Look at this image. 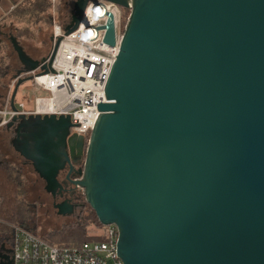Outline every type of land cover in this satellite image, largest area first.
Masks as SVG:
<instances>
[{
    "label": "water",
    "instance_id": "obj_1",
    "mask_svg": "<svg viewBox=\"0 0 264 264\" xmlns=\"http://www.w3.org/2000/svg\"><path fill=\"white\" fill-rule=\"evenodd\" d=\"M89 1L74 0L65 35ZM104 1L129 15L88 139L70 134L68 117L18 115L5 125L13 151L48 183L37 146L25 153L26 125L56 129L63 150L58 162L44 156L48 179L80 188L98 222L115 226L123 264H264V0ZM8 40L13 80L45 60ZM65 205L59 214L71 215Z\"/></svg>",
    "mask_w": 264,
    "mask_h": 264
},
{
    "label": "built area",
    "instance_id": "obj_2",
    "mask_svg": "<svg viewBox=\"0 0 264 264\" xmlns=\"http://www.w3.org/2000/svg\"><path fill=\"white\" fill-rule=\"evenodd\" d=\"M59 0H49L52 13V44L60 38L51 69L45 73L41 67L48 63L49 56L39 66L26 74L33 85V109L26 110L22 103L10 108V98L0 108V127L18 115L68 117L71 132L88 139L99 115L97 106L106 103L104 89L112 64L118 54L125 18L122 7L104 0H90L85 7L77 28L65 35L64 27L55 18V6ZM128 11L129 8L125 9ZM108 14L112 15L114 46L104 43L102 28ZM45 92L48 97L35 94ZM9 243L12 252L11 264H123L117 256V229L106 226L99 229V239L76 246H56L38 237L20 225H11Z\"/></svg>",
    "mask_w": 264,
    "mask_h": 264
},
{
    "label": "rangeland",
    "instance_id": "obj_3",
    "mask_svg": "<svg viewBox=\"0 0 264 264\" xmlns=\"http://www.w3.org/2000/svg\"><path fill=\"white\" fill-rule=\"evenodd\" d=\"M73 2L74 0H59L58 4L60 3V5L58 6V4H56L55 18L57 19V23L59 25L63 26L70 22L73 13ZM9 11L10 14H8V17L10 19H8V25H6L9 27L7 28L8 31H4V33L8 36H13L16 29L17 31L27 30L28 33H26L23 38V48L26 51V54L28 53L33 58H37L38 60H36L38 62L47 58L53 48V44L50 41L52 35V22H50L49 25L45 22V19L36 21L33 17H29L28 14L13 16V11H11V9ZM52 12L51 6L49 5V17ZM62 22L63 24H61ZM3 50L4 55L7 56V62L10 65V73L14 72L19 68L17 57L7 42L4 44ZM10 75L2 80L8 83V85L5 92L0 90V108H2L7 100H9L12 90L17 83L14 106L18 107V104L22 103L26 110H32L34 97L32 80L28 76H22L18 81L13 82ZM35 95L41 97L49 96V94L45 92H40ZM27 131L28 133H26V135L28 140L26 139V142L24 143V149L26 150L25 153L27 155H32V153L35 152L34 147L37 146L39 149L41 161L39 163H35L34 166L44 171V177L48 182L45 183L46 190L45 187L43 189V182L37 178L31 165L23 162L20 156L13 151L10 144V139H12L11 131L8 132L4 127H0V158L2 160H6L10 165L9 169L12 171L13 175H18L21 179V183H19L21 185L19 197L26 203L28 209V213L26 215L28 221L24 224V226L41 236H44L46 233L49 234L53 231H57L63 226L73 224L75 222H81L84 226L83 217L88 215L90 210L85 208L83 213H81L83 215H79L78 217L74 215L59 214L58 209L56 208V205L58 204L56 202H59V199L56 198L55 194H57V191L60 190L61 185L55 181V183H53L48 179L50 178L49 176L53 177L55 171L52 174V168L44 162V156L54 160V162L59 161L57 160L58 153L63 150L61 137L58 136L54 127L45 124L41 126L38 124H33L31 126L26 125V132ZM29 144H31V150L27 148ZM99 232V229L95 226H86L85 234L89 237L86 241L90 242L92 240H96L95 238ZM10 234L11 232L8 228V231L0 233V237L5 236L9 238ZM81 242H83V240H81Z\"/></svg>",
    "mask_w": 264,
    "mask_h": 264
},
{
    "label": "trees",
    "instance_id": "obj_4",
    "mask_svg": "<svg viewBox=\"0 0 264 264\" xmlns=\"http://www.w3.org/2000/svg\"><path fill=\"white\" fill-rule=\"evenodd\" d=\"M12 3L13 7V16H21L24 14H28L29 17H33L36 21L44 20L47 24L50 25V17H49V0H9ZM59 2V1H58ZM60 3L58 4V6ZM125 15V18L128 16V11L122 9ZM49 22V23H48ZM63 24V22L61 23ZM2 33V32H1ZM10 33V32H9ZM28 33L27 30L24 31H17L13 35L20 46L23 48V38L25 34ZM3 38L0 36V90L6 91L8 83L2 81L5 77H13L20 71V63L19 68L16 69L14 72L10 73V65L7 62V56L4 55V44L7 42L10 46V42L8 40V35L3 33ZM12 35V34H10ZM51 41V38H50ZM12 48V47H11ZM24 50V48H23ZM25 51V50H24ZM26 53V51H25ZM16 55V54H15ZM28 56H30L27 53ZM32 59L36 60L37 58ZM38 60V59H37ZM18 61V60H17ZM4 102V101H3ZM6 131H10L6 129ZM11 141V139H10ZM9 164L6 160H2L0 158V233L8 231L9 226L11 225H20L24 226V224L28 221L27 219V205L20 199V184L21 179L17 176H14L12 171L9 169ZM85 208L89 209V214L86 215L84 218V226L81 222H75L73 224H67L60 228L57 231H53L51 233H46L44 236L39 235L35 232L38 237L45 240L46 242L56 245V246H76L83 242H87L86 239L89 237L85 234V227L86 226H95L97 229H102L103 226L98 222L95 214L89 208V206L84 202ZM83 213V211H82ZM82 216L83 214H79ZM79 215H76L78 217ZM25 227V226H24ZM26 228V227H25ZM28 229V228H27ZM96 240L98 238L96 236ZM83 240V242H81Z\"/></svg>",
    "mask_w": 264,
    "mask_h": 264
},
{
    "label": "flooded vegetation",
    "instance_id": "obj_5",
    "mask_svg": "<svg viewBox=\"0 0 264 264\" xmlns=\"http://www.w3.org/2000/svg\"><path fill=\"white\" fill-rule=\"evenodd\" d=\"M69 132L70 134H72L71 127L69 128ZM11 135L13 139L15 136L14 133L11 132ZM73 155L74 158L77 159L79 154L78 152L75 151ZM21 159L23 160V162L29 164L23 158ZM73 166L75 170H78L81 167L80 161L77 159V162L73 164ZM74 178H76V176H74ZM63 180H64V176H62L61 178V181ZM42 185H43V189L45 187L46 190L45 183H42ZM60 185H61L60 190H58L57 194H55L56 198L59 199V202L56 203H66V205L70 207V209L72 210L71 216L72 215L76 216L81 214L82 211L85 209V204L83 203L84 199H83L82 190L78 187L73 186L72 183H60ZM11 258H12V252L8 237L5 236L0 237V264H11Z\"/></svg>",
    "mask_w": 264,
    "mask_h": 264
},
{
    "label": "crops",
    "instance_id": "obj_6",
    "mask_svg": "<svg viewBox=\"0 0 264 264\" xmlns=\"http://www.w3.org/2000/svg\"><path fill=\"white\" fill-rule=\"evenodd\" d=\"M13 11V6L12 3L9 0H0V36L3 38V33L4 31L7 32V27L6 25H8V19H10L8 17V14H10V10ZM1 39V38H0ZM3 40V39H1ZM38 178V177H37ZM39 179V178H38ZM41 181V179H39Z\"/></svg>",
    "mask_w": 264,
    "mask_h": 264
}]
</instances>
